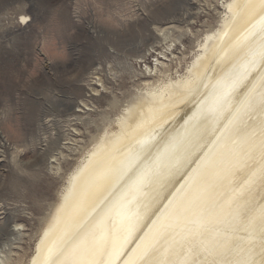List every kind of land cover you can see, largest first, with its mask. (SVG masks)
<instances>
[{"label": "bare ground", "instance_id": "bare-ground-1", "mask_svg": "<svg viewBox=\"0 0 264 264\" xmlns=\"http://www.w3.org/2000/svg\"><path fill=\"white\" fill-rule=\"evenodd\" d=\"M262 29L255 0H225L186 71L147 84L82 156L26 264H85L102 234L111 264H179L190 242L218 232L230 243L216 259L264 264Z\"/></svg>", "mask_w": 264, "mask_h": 264}, {"label": "rangeland", "instance_id": "rangeland-1", "mask_svg": "<svg viewBox=\"0 0 264 264\" xmlns=\"http://www.w3.org/2000/svg\"><path fill=\"white\" fill-rule=\"evenodd\" d=\"M224 3L0 0V260L27 263L82 156L186 71Z\"/></svg>", "mask_w": 264, "mask_h": 264}, {"label": "snow or ice", "instance_id": "snow-or-ice-1", "mask_svg": "<svg viewBox=\"0 0 264 264\" xmlns=\"http://www.w3.org/2000/svg\"><path fill=\"white\" fill-rule=\"evenodd\" d=\"M258 3V6L264 10V0H255ZM254 0H244V6L248 7L253 5ZM264 31V29H262ZM259 55V57L264 60V44L259 48L258 52H254L253 56ZM264 103V97L261 100ZM249 107L248 101L241 102V108L237 110V113L234 114V119L238 118L241 111L246 110ZM264 148V144H262ZM150 177L148 172L140 173L132 183V188L135 192L139 193L142 189L149 183ZM136 199V196L133 195L131 200L127 201V205H132ZM261 216L264 217V211L261 212ZM103 223V219L101 221ZM261 232H264V222L261 224ZM196 235H199L198 233ZM229 239L225 234L217 233L211 240L209 239H196L194 242H190L187 248V252L183 260L179 264H228L227 261L223 259H216L215 257L223 256L229 251ZM206 254V256L213 257L211 260H205L201 262L194 257H198L201 254ZM106 256H111V253L106 252V240L103 237V234L94 242L92 249L89 253V258L85 264H111L109 259H106ZM232 264H250L248 260L234 261Z\"/></svg>", "mask_w": 264, "mask_h": 264}]
</instances>
